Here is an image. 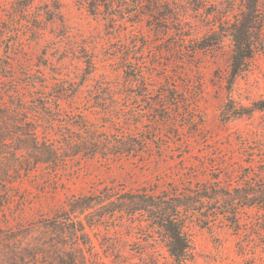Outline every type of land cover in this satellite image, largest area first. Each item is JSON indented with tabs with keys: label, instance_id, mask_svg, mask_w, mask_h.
Here are the masks:
<instances>
[{
	"label": "rangeland",
	"instance_id": "obj_1",
	"mask_svg": "<svg viewBox=\"0 0 264 264\" xmlns=\"http://www.w3.org/2000/svg\"><path fill=\"white\" fill-rule=\"evenodd\" d=\"M167 2L185 22L187 38L182 46L176 42L173 26L156 31L145 15L134 25L119 27L103 15L91 14L81 0H31L28 5L21 0H0L1 103L10 101L17 89L29 102L38 97L33 91L41 88V82L33 88L28 84L31 78L43 79L46 92L57 84L68 88L73 84L79 92L61 100L65 112H82L107 131L115 130L110 117L117 114L130 119L115 116L122 122L117 127L136 132L151 129L166 139L162 154L153 144L141 160L83 158L69 160L57 172L41 164L15 181L16 196L0 224L16 230L24 243L47 239L52 231L46 225L69 209V201L95 195L105 187L131 190L157 183L162 188L170 181L206 182L213 177L227 185L229 175L236 180L237 168L247 164L241 153L242 139L255 144L264 141V110L229 120L222 115L230 99L250 106L264 98V43L230 84L231 40L225 38L215 49L193 53L191 41L210 34L211 26L191 6L182 8L181 0ZM130 61L142 65L143 77L126 72ZM100 83L109 86L110 92L100 88ZM159 92L176 94L181 101L180 107L169 105L170 119L157 110ZM103 102L110 111H105ZM35 113L44 115L41 109ZM191 113L199 121L198 130ZM111 208L93 204L83 214L76 212L85 223H95L92 228L87 225V230L102 262L171 264L166 247L146 222H142L143 230L131 229L128 221L105 216ZM256 215V209H249L243 221ZM190 228L193 256L188 264H264V231L234 233L226 225ZM1 237L0 247L9 241Z\"/></svg>",
	"mask_w": 264,
	"mask_h": 264
},
{
	"label": "trees",
	"instance_id": "obj_2",
	"mask_svg": "<svg viewBox=\"0 0 264 264\" xmlns=\"http://www.w3.org/2000/svg\"><path fill=\"white\" fill-rule=\"evenodd\" d=\"M29 1L21 0L24 5ZM81 3L91 14L103 15L113 26L134 25L143 15L156 31L173 26L178 36L176 42L181 46L185 44V22L179 10L171 7L167 0H81ZM187 5L212 28L210 34L191 41L193 53L215 49L225 38L231 40L229 80L232 84L264 43V0H181L182 8ZM93 64L90 60L89 65ZM127 64V73L137 78L144 76L138 61ZM39 82L41 88H36ZM28 84L36 88L33 93L37 92L38 97L29 102L17 89L10 94V101L0 102V219L7 216L6 209L16 196L12 188L14 182L24 175L29 176L41 164L57 172L69 160H141L145 154H150L153 144L159 154L164 152V134L151 129L136 132L117 127L122 122L115 120V116L130 120L128 117L117 114L110 117L115 130L107 131L104 125L92 122L82 112H65L61 100L78 94V86L71 84L68 88L57 84L53 91L46 92L43 79L31 78ZM102 84L99 87L110 92L109 86ZM170 104L180 107L181 101L176 94L168 96L159 92L157 110L163 118H171ZM103 106L105 111H110L106 102ZM38 109L43 111V116L35 113ZM256 110H264V98L255 100L250 106L238 105L230 99L222 115L224 120H229L251 116ZM130 111L136 116L135 109ZM123 113L127 116V111ZM192 115L197 129L199 121ZM240 147L247 164L241 163L237 168L236 180L229 175L227 185H220V179L213 177L206 182L170 181L162 188L157 183L131 190L108 186V189H98L95 195L69 201V209L52 217L46 225L47 231H52L48 238L39 237L27 243L18 238L15 234L18 232L12 227L0 224V237L9 239L0 247V264L4 260L7 262L4 264H105L87 230V225L92 228L95 223H85L76 213L78 210L79 214L85 213L93 204L111 205L105 216H118L128 221L131 229L143 230L142 222H146L166 247L171 264H188L191 260L190 226L226 225L234 233H262L264 141L255 144L245 138ZM249 209H256L257 215L243 221V214Z\"/></svg>",
	"mask_w": 264,
	"mask_h": 264
}]
</instances>
